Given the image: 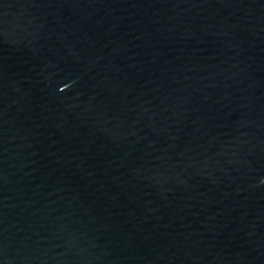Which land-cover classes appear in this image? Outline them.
<instances>
[{"label": "water", "instance_id": "95a60500", "mask_svg": "<svg viewBox=\"0 0 264 264\" xmlns=\"http://www.w3.org/2000/svg\"><path fill=\"white\" fill-rule=\"evenodd\" d=\"M0 264H264V0H0Z\"/></svg>", "mask_w": 264, "mask_h": 264}]
</instances>
